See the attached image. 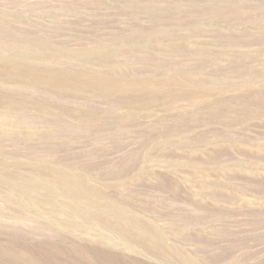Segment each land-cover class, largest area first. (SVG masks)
<instances>
[{"label":"rangeland","instance_id":"1","mask_svg":"<svg viewBox=\"0 0 264 264\" xmlns=\"http://www.w3.org/2000/svg\"><path fill=\"white\" fill-rule=\"evenodd\" d=\"M0 264H264V0H0Z\"/></svg>","mask_w":264,"mask_h":264}]
</instances>
